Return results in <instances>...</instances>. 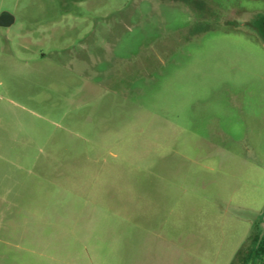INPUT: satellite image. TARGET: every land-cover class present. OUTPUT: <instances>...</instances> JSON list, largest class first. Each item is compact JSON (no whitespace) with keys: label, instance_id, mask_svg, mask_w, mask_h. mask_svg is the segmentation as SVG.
<instances>
[{"label":"rangeland","instance_id":"rangeland-1","mask_svg":"<svg viewBox=\"0 0 264 264\" xmlns=\"http://www.w3.org/2000/svg\"><path fill=\"white\" fill-rule=\"evenodd\" d=\"M1 13L0 264H264V0Z\"/></svg>","mask_w":264,"mask_h":264},{"label":"water","instance_id":"water-1","mask_svg":"<svg viewBox=\"0 0 264 264\" xmlns=\"http://www.w3.org/2000/svg\"><path fill=\"white\" fill-rule=\"evenodd\" d=\"M13 23V17L9 13L0 14V27H8Z\"/></svg>","mask_w":264,"mask_h":264},{"label":"flooded vegetation","instance_id":"flooded-vegetation-1","mask_svg":"<svg viewBox=\"0 0 264 264\" xmlns=\"http://www.w3.org/2000/svg\"><path fill=\"white\" fill-rule=\"evenodd\" d=\"M262 40V39H261ZM262 41H264V40H262Z\"/></svg>","mask_w":264,"mask_h":264}]
</instances>
